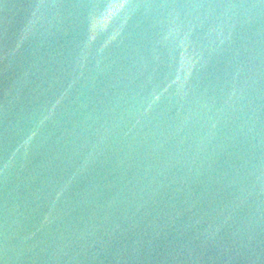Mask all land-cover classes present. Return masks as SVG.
<instances>
[{"label": "water", "instance_id": "water-1", "mask_svg": "<svg viewBox=\"0 0 264 264\" xmlns=\"http://www.w3.org/2000/svg\"><path fill=\"white\" fill-rule=\"evenodd\" d=\"M0 264H264V0H0Z\"/></svg>", "mask_w": 264, "mask_h": 264}]
</instances>
